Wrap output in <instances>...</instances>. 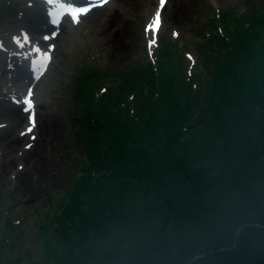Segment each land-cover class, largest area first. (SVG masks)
<instances>
[{
  "label": "trees",
  "instance_id": "16d2710c",
  "mask_svg": "<svg viewBox=\"0 0 264 264\" xmlns=\"http://www.w3.org/2000/svg\"><path fill=\"white\" fill-rule=\"evenodd\" d=\"M209 26L207 80L179 45L112 81L85 64V174L45 264H264V10Z\"/></svg>",
  "mask_w": 264,
  "mask_h": 264
},
{
  "label": "rangeland",
  "instance_id": "374dc122",
  "mask_svg": "<svg viewBox=\"0 0 264 264\" xmlns=\"http://www.w3.org/2000/svg\"><path fill=\"white\" fill-rule=\"evenodd\" d=\"M67 2L84 7L90 0ZM96 2L99 5V0ZM11 4L20 9L16 16L5 14V6ZM45 9L51 11V6L42 0H0V160L4 159L0 170L10 166L6 176L0 177V240L8 235L1 244L0 264H45V235L54 241L55 216L71 187L85 174L82 146L88 137L87 129H80L84 111L77 89L85 77V64L97 67L112 81L114 75L144 67L151 55L179 45L193 58L192 70L207 80V69L199 70L198 45L205 40L203 31L207 34V29H212L209 24L223 13H233L247 22L264 10V0H167L163 7L160 0H109V4L98 6V12L92 13L93 9L80 25L85 53L76 57L72 82L67 83L64 70L57 74L56 60L39 82L43 81L39 100L34 94L32 97L35 127L27 134L29 113L21 98H27L29 85L39 84L31 71L39 63L33 49L43 34L56 27ZM157 13L162 25L154 32L149 25ZM22 33H28L31 41L24 47L14 39H22ZM15 111H23L24 121L15 123ZM35 141L42 148L27 160L25 146ZM39 166L46 167L45 175L36 173Z\"/></svg>",
  "mask_w": 264,
  "mask_h": 264
},
{
  "label": "snow or ice",
  "instance_id": "6c2138e0",
  "mask_svg": "<svg viewBox=\"0 0 264 264\" xmlns=\"http://www.w3.org/2000/svg\"><path fill=\"white\" fill-rule=\"evenodd\" d=\"M42 2L51 6V11L47 9H45V11H48V15L53 17L51 23L56 27L51 34H43L41 36V43L37 44L33 49L39 63L38 67H32L31 71L35 73L34 79L37 83L41 81L47 70L57 59L56 52L58 51L57 43L60 40L59 38L67 34L70 28L79 27L94 8L109 4V0H99V5L96 0H90L89 5L84 7L70 4L67 0H42ZM166 4L167 0H160L161 7ZM161 25L162 18L161 15L157 13L154 23L149 25V28L154 32H158L161 29ZM14 39L15 43L20 47H24L25 42H31L28 33H22V39L16 37H14ZM151 43L155 44L156 40L153 39ZM0 47H2V45H0ZM34 87L35 85H29L26 91L27 98H21V102L25 105V111L29 113L28 123L30 126L26 129L27 134L33 133L35 127V117L31 115V111L34 108V101L32 99ZM0 127H3V125L0 124ZM31 139L35 140V136H31ZM25 147L26 150H30L32 145L29 144ZM20 167L22 168V165Z\"/></svg>",
  "mask_w": 264,
  "mask_h": 264
},
{
  "label": "clouds",
  "instance_id": "9594fccd",
  "mask_svg": "<svg viewBox=\"0 0 264 264\" xmlns=\"http://www.w3.org/2000/svg\"><path fill=\"white\" fill-rule=\"evenodd\" d=\"M83 33L81 27H72L70 30L60 38L57 43L58 55L56 59L57 74L59 70H64L67 76V83L72 82L75 75V60L77 55L83 56L85 50L83 49V40L81 39ZM43 81L35 86L34 95L39 100L40 85Z\"/></svg>",
  "mask_w": 264,
  "mask_h": 264
},
{
  "label": "bare ground",
  "instance_id": "6f19581e",
  "mask_svg": "<svg viewBox=\"0 0 264 264\" xmlns=\"http://www.w3.org/2000/svg\"><path fill=\"white\" fill-rule=\"evenodd\" d=\"M128 1H130V0H128ZM137 1V0H136ZM170 1H177V0H168V2L170 3ZM192 7V6H191ZM98 7L97 8H94V12H92V13H97L98 12ZM169 11V10H168ZM172 14V12L171 13H169L168 15H171ZM181 15L179 14V17H180ZM54 30H50V32H49V34H51L52 32H53ZM125 34V33H124ZM128 34V33H127ZM19 111H15V113H14V119H15V123H21V121H24V119H25V114L23 113V111H21L20 113H18ZM42 148V146L39 144V143H37V141H35L33 144H32V147H31V149L30 150H28V151H26V154H25V157H26V159L28 160V159H30L31 157L33 158L34 157V154H36V153H39V150ZM2 161H4V159L2 160V158H1V160H0V164L2 163ZM22 161V160H21ZM8 168H10V166H8L7 168H6V170L5 169H2V170H0V177H2V176H6V172L9 170ZM32 170H34V169H32ZM31 170V171H32ZM35 170H36V173L39 175V174H41L42 176L43 175H45L46 174V167H40L39 166V168H35ZM34 170V171H35Z\"/></svg>",
  "mask_w": 264,
  "mask_h": 264
}]
</instances>
